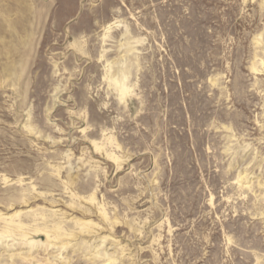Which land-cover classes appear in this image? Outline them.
Returning <instances> with one entry per match:
<instances>
[{
	"label": "rangeland",
	"instance_id": "1",
	"mask_svg": "<svg viewBox=\"0 0 264 264\" xmlns=\"http://www.w3.org/2000/svg\"><path fill=\"white\" fill-rule=\"evenodd\" d=\"M0 264H264V0H0Z\"/></svg>",
	"mask_w": 264,
	"mask_h": 264
},
{
	"label": "bare ground",
	"instance_id": "2",
	"mask_svg": "<svg viewBox=\"0 0 264 264\" xmlns=\"http://www.w3.org/2000/svg\"><path fill=\"white\" fill-rule=\"evenodd\" d=\"M33 6V5H32ZM36 7V6H35ZM32 12H33V16H35V14L37 15L38 14V12H37V10H35V8H34V6H33V8H32ZM32 21V20H31ZM30 28H29V32L30 33H33V22H31L30 23ZM33 38V37H32ZM123 78V77H122ZM115 79H117V78H115ZM113 80V79H112ZM123 80V79H122ZM114 81V80H113ZM116 82V81H115ZM116 84L118 85V91H120L119 93H121V94H123L125 91H124V89H125V87L123 86V84L122 83H117L116 82ZM116 87V86H115ZM128 90V89H127ZM123 96V95H122ZM120 98H122V97H120ZM85 224V223H84ZM17 225H20V224H17ZM58 234H61V233H57V235ZM66 234V233H65ZM54 237H56V235H53ZM60 236H62V235H60ZM59 236V237H60ZM57 239V238H56Z\"/></svg>",
	"mask_w": 264,
	"mask_h": 264
}]
</instances>
